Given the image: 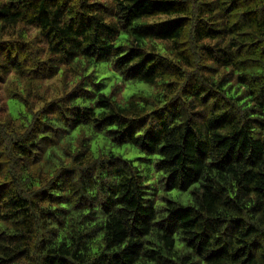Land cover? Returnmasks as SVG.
<instances>
[{
  "label": "trees",
  "instance_id": "obj_1",
  "mask_svg": "<svg viewBox=\"0 0 264 264\" xmlns=\"http://www.w3.org/2000/svg\"><path fill=\"white\" fill-rule=\"evenodd\" d=\"M0 264H264V0H0Z\"/></svg>",
  "mask_w": 264,
  "mask_h": 264
},
{
  "label": "rangeland",
  "instance_id": "obj_2",
  "mask_svg": "<svg viewBox=\"0 0 264 264\" xmlns=\"http://www.w3.org/2000/svg\"><path fill=\"white\" fill-rule=\"evenodd\" d=\"M34 31H35V28H32V30L30 31V34L28 35L29 39L32 35L35 34ZM50 82H51L52 90L56 89V88L59 89L61 86V81H60L58 76L51 78ZM69 85L71 86L72 84H69ZM139 86H141V85H139ZM8 102H14V101L11 99ZM113 151H115L117 153H121L124 156L132 159L137 165H139V166L141 165L143 167L144 172L146 171L144 163L142 162L143 161V155L136 148L132 147L129 144H124L122 146L114 147ZM149 166L152 167L151 164H149Z\"/></svg>",
  "mask_w": 264,
  "mask_h": 264
}]
</instances>
